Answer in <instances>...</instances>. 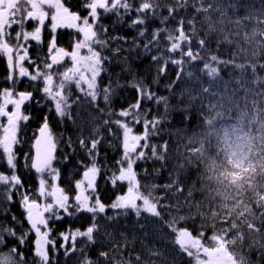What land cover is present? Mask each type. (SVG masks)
I'll list each match as a JSON object with an SVG mask.
<instances>
[{"label":"snow or ice","instance_id":"1","mask_svg":"<svg viewBox=\"0 0 264 264\" xmlns=\"http://www.w3.org/2000/svg\"><path fill=\"white\" fill-rule=\"evenodd\" d=\"M220 3L221 0H173L172 3L167 0L163 3L161 0H80V7L86 13L81 16L71 10L69 0H0V59L6 58L8 75L4 80L10 84L9 87L0 88V164L6 169L0 171V198L7 205L14 202L15 195H19L20 205L29 225L18 233L15 227L19 225L23 228V221L18 217L13 215L11 223L0 221V264H57L61 251L65 257L80 253L79 264H99L101 259L105 264H108L109 260L112 264H176V255L173 253L184 254L189 264H249L245 254V241L251 236L264 237V212H261L260 219L253 215L247 223L244 222L243 212L240 213V219H235L230 210L214 208V200H208L207 206L205 205L204 190L197 189V184H203L204 181L198 175L195 180L180 175L189 169H196V166L206 159V153H209L215 158L210 170L213 173H216L217 169L220 170L215 177L216 184L232 187L228 177L232 176L234 179L236 173L230 172L229 168L238 167L239 162L245 158L243 145L239 143L242 140L239 135L242 124L232 128L233 133L237 134L236 140L228 139V133L225 132L224 139L220 141L224 147L213 153L210 137L215 120L211 116L207 117L209 131L201 133L196 141H188L185 148L186 158L181 157L176 162V174H170L169 182L163 185H142L135 170L138 162L155 159L163 163L166 160L168 143L165 141L157 145L150 141L152 137L159 135V125L168 118L169 97L157 95L143 80L133 77L127 86L136 91L135 103H130L119 112L110 107L116 90L124 85L119 80L111 79L107 65L120 57L121 52L141 47L144 53H149L154 48L158 50L159 54L153 55L152 61H162L157 67L159 76L166 74L169 65H175L178 69L176 81H180L186 67L194 61H203L200 71L207 75L208 84L204 85L197 78L201 83V91L212 93L220 76L221 65H232L234 69H238L241 77L237 83L245 86L248 81L244 80V74L249 65L237 62L244 54V49L238 47L232 58L225 60L217 54L219 41L217 52L210 46V37L219 28V22L211 20L210 16L214 11H219L217 6ZM209 5L211 7H208ZM162 8L167 9L168 15L160 18L161 23L173 18L177 20L176 27L154 29L149 38L148 29H137V26L145 25L150 17H158ZM180 12L185 15H178ZM132 13H135V17L128 27L137 29V34L130 42L132 47L128 48L129 41L126 37H108V29L100 21L102 16L109 14H114L119 21H123L125 16ZM201 13H204L202 21H198ZM220 19L223 20L222 15ZM46 21H50V24L46 25ZM30 22L36 26L28 31L26 25ZM198 23L201 24L199 29ZM46 27L52 34L47 44V53L38 54L37 58L33 59L29 55L30 41H35L42 50V32ZM57 29H72L81 37H74L71 51L57 45ZM201 30L204 31L203 37L199 36ZM162 33L166 45L163 48ZM101 34L104 38H101ZM165 52L168 53L167 56L163 55ZM119 62L117 60V63ZM260 67L264 68V64ZM255 68L253 65L254 74ZM105 75L109 77L107 84H103ZM186 75L192 78L193 72L188 71ZM21 78L42 84V99L51 103L49 111L54 110L61 123L68 121L78 128L79 148L83 151L87 163L77 160V165L83 170L81 178L75 181L74 196H70L58 184L60 170L53 165L58 142L51 131L47 115L34 135L31 145L33 154H24L25 167L34 169L39 174L38 192L31 193L25 189L17 174L19 155L16 148L23 143L21 124L26 125L30 119V115L22 111V106L34 100L31 92L17 91L16 86L22 82ZM176 81L166 86L169 92H172ZM255 83L259 85L262 82L257 79ZM30 86L34 87L35 84ZM183 94V90L178 94L180 102ZM212 94L219 95L218 92ZM35 102L40 104V101ZM100 102L108 109L106 115L109 118L103 120V126L107 128L109 136L119 140L122 150L121 156L115 162V170L108 169L111 174L106 179L114 188L118 183L126 184V192L117 195L109 205L102 202L97 190V180L102 170L99 164L100 145L105 138L101 135L99 125L88 137L84 136L83 128L76 125L81 109H92L104 115L105 108L100 107ZM146 102L163 105L164 115H151L152 109L144 107ZM209 107L210 110L215 109L214 105ZM74 108L77 110L75 115ZM216 115L222 117L223 113L217 112ZM113 116L116 118L112 119ZM138 125L142 127L140 132L136 131ZM260 139L264 140V137ZM67 144L75 152L70 137ZM67 160L68 156L65 155L64 161ZM212 187L209 182L208 188ZM145 188L148 190H143ZM157 189L162 190L161 195L154 194ZM252 190L264 191L259 185ZM235 191L239 193L241 190ZM169 195L173 198L171 202L167 200ZM197 195L201 199H196ZM41 200L43 202H40ZM256 205L258 209L264 208V198H258ZM109 210L112 215H108ZM7 211V208H0V215L6 214ZM129 212L134 213L141 230L145 229L146 223L140 221L148 222L152 218L166 227L169 230L170 243L173 245L172 251L166 254L163 251L150 250V255L156 256V260L145 261L139 253L135 254L134 259H125L123 251L129 242L126 235L121 233L123 242L114 244L112 249L113 252L120 253V259L115 255L110 257L107 251H100L98 259L93 260L87 249L96 244L95 234L100 231V219L111 223L121 216L126 217ZM221 212L224 213L223 218L220 216ZM81 213L91 214V223L85 229L69 227L55 237L51 235L54 228L50 227V222L62 221L65 217H76ZM165 214L169 219L164 220ZM32 235L35 239L32 255L28 259L21 249L27 246ZM105 235L109 240L113 239L111 233L106 231ZM147 235L148 233L144 232L145 238ZM10 239L15 241L11 247L8 246ZM57 240L61 241L59 246ZM78 240L80 247L77 246ZM262 240L264 239L251 240L247 248L255 245L264 253Z\"/></svg>","mask_w":264,"mask_h":264},{"label":"trees","instance_id":"2","mask_svg":"<svg viewBox=\"0 0 264 264\" xmlns=\"http://www.w3.org/2000/svg\"><path fill=\"white\" fill-rule=\"evenodd\" d=\"M136 2V0H133ZM164 0H161L163 3ZM168 3H172L173 0H167ZM69 7L72 11L78 12L81 16H84L86 13L80 7V0H69ZM208 7H211L209 5ZM219 8L218 12H213L210 16V19L213 21L219 22V28L217 31L210 37V46L214 52H217V41H219V47L217 54L225 60L231 59L232 54L237 52L238 45L240 48H243L244 51L249 47L245 45L244 41L239 38L237 35V29L233 27L230 20H235L237 18L247 17L243 21L247 29L256 26L258 28L264 27V0H221V3L217 6ZM168 12L166 8H162L158 17H150L145 25H138L137 29L141 27H146L148 29L147 35L150 38L151 33L154 29L157 28H174L176 27L177 20L169 18V20L161 23V17L167 16ZM178 15H185L184 12H180ZM204 13H201V16L198 17V21H202ZM221 15L225 23L222 25ZM135 17V13H132L128 16H125L123 21H119L118 17L114 14H109L107 16L101 17V23L104 24L108 31L107 36H123L126 37L129 41L127 45L128 48H131V40L137 34V29H132L128 27V24L131 23V20ZM46 25L50 24V21L45 22ZM35 23L30 22L26 25L28 31H31L35 27ZM201 24H197L199 29ZM223 28V32H221ZM229 35L231 39L235 42L229 44L228 42L222 39L223 35ZM14 35V31H13ZM51 32L49 28H45L42 32L43 39V48L37 45L35 41H30L31 47L29 48V55L36 59L38 54L44 55L47 53V44L51 39ZM57 45L63 47L66 50L71 51L73 47L74 37L77 39L79 37L74 31L63 29L57 30L56 33ZM200 37L204 36V31L201 30L199 33ZM101 38H104L101 34ZM259 43H256V42ZM253 44L261 52L260 60L264 61V35H257L254 38ZM163 41V33L161 34V48L165 47ZM193 46L195 47V40L193 41ZM158 50L153 49L149 53H144L142 47L135 49L133 51L121 52L120 57H117L113 60L110 65H107L109 72L111 74V79L113 81L119 80L123 87L116 90L112 102L111 109L115 112H119L123 108H127L130 103H135L136 100V91L133 88L127 86L128 82L135 77L136 79L143 80L153 92L159 96H168L169 97V113L168 118L159 125L160 133L158 136L151 138V143L157 145L163 144L165 141L168 143V152L165 162H160L158 160H150L147 162H138L135 166L137 171L138 178L141 181L142 185L157 184L163 185L164 183L169 182L171 179L170 174L175 175L174 165L178 160H180V145L185 142V137L194 131H197L200 128V124L203 120V114L194 110L191 104L189 103V98L192 95H199L201 92V83L204 85L208 84V77L206 74L201 73L200 69L203 67V61H194L191 65L184 69L182 73V79L176 81L177 67L175 65H169L168 71L166 74L159 76L157 73V67L161 62H153L152 56L157 55ZM167 56L168 53H163ZM203 55V53H202ZM126 57V59H124ZM240 57L237 62L241 63ZM117 60L120 62L117 63ZM255 73L259 75H264V68L260 65L264 63H256ZM27 66V65H26ZM188 71L193 72V77L188 78L186 73ZM8 75L6 69V58L0 59V88L9 87L10 84L4 80V77ZM241 73L238 69H234L232 65L220 66V76L217 80L215 86L213 87L214 92L225 91V89L231 87L232 91H240L243 89L239 88L237 80L240 79ZM199 78V81H197ZM22 82L17 84V91H27L33 94L34 100L26 102L22 106V111L25 114L30 115V119L27 121V124H21V137L23 140L22 145L16 148L18 152V168L17 174L23 182L24 188L28 189L31 193H37L39 187V174L32 171L30 168L25 167L24 154L29 153L31 155V145L34 139V135L37 130L44 122V117L48 116V123L50 125L51 131L58 142V148L55 153L56 160H54V167L60 170V179L58 184L60 187L64 188L70 196H74L76 189L74 187L75 181L81 178L82 168L77 165V160H84L87 163V159L84 156L83 151L79 148L78 144V128L74 127L71 122L65 121L64 123L60 122V119L57 117L55 111H49L51 108V103L47 100L42 99V93L40 91L42 84L39 82H30L27 78H21ZM108 75H105L103 78V84H107ZM253 79V71L249 66L246 73L244 74V80H247L248 83L245 85L247 87H254L251 81ZM174 81L175 87L172 89V92H169L166 87L169 84H172ZM243 83V81H241ZM35 84V86H30ZM103 86V85H102ZM264 87V85H261ZM184 91L182 102L178 100V94L181 91ZM35 101H40L38 105ZM100 107L105 108V114L101 115L98 112H94L92 109H81L80 116L76 119V125L83 128V134L85 137H88L93 133V129L99 125L101 135L105 138L102 144L100 145V157L99 164L101 165V174L97 180V190L102 202L105 205L111 204L116 198L117 195L124 194L126 192V184H120L114 188L106 179L111 173L108 169L115 170L116 160L121 156V148L119 140L114 139L112 136H109L107 128L103 126V120L108 119L106 115L108 109L105 107L103 102H100ZM144 107L151 108V115L163 116L164 115V106H157L153 102H146ZM76 109H73V114L75 115ZM95 117H99L96 119ZM187 117V119H185ZM116 117L113 116L112 119ZM151 118V116H150ZM230 120V116H229ZM115 131V128H114ZM136 131H142L141 126L136 127ZM71 138L75 152L68 147L67 141L68 138ZM159 151V149H158ZM68 156L67 162L64 161V156ZM150 155V151H149ZM30 163V160L28 161ZM106 166V167H105ZM145 169L147 170L145 172ZM0 171H6L3 164H0ZM181 176L190 178V180H195L197 171L196 169H189L186 173H180ZM147 191L148 189H143ZM155 195H161L162 190L157 189L154 193ZM196 199H201L197 195ZM14 202L5 205L3 199L0 198V208H7L8 211L4 215H0V221H8L11 223L12 216L15 215L19 218L20 221H23V228L19 225L15 227V230L19 233L24 229H27L28 223L25 220V215L20 205L19 195L13 197ZM168 201H173V198L169 195L167 197ZM40 202H43L41 200ZM108 215H112V211L109 210ZM143 215V214H142ZM169 219L165 214L164 220ZM91 223V214L81 213L76 217H65L62 221L50 222V227L54 228L52 236H57L60 232H64L69 227L71 229L79 228L81 230L85 229ZM100 231L95 234L96 244L93 245L90 249H87L90 257L93 260L98 259V253L100 251L109 252L110 257L115 255L117 259H120L119 252H113V245L116 243H122L121 233H124L128 240V246L123 251V258L125 259H134L135 254L139 253L143 260H156L157 257L150 255L151 251H163L167 252L172 251L173 245L170 243L169 230L166 227H163L155 218H152L150 221L145 222L141 220L140 223H146L145 229L141 230L139 224L136 222V217L134 213L129 212L125 216L119 217L114 222H107L103 218L100 219ZM191 227V225H189ZM112 234L113 239L109 240L105 235V232ZM209 230V234H210ZM144 232H147V238L144 237ZM35 237L34 235L30 236L27 242V246L21 250L24 252L26 258L30 259L32 255V245ZM143 241V243H142ZM14 240H9L8 246L11 247L14 244ZM61 243L60 240H57V246ZM250 240L245 241V254L250 262V264H264V253L261 252V249L253 245L251 248H247V245L250 244ZM264 243V240L261 241ZM77 246L80 247V241L78 240ZM131 253V256H129ZM80 253H73L72 255L65 257L63 251H61L57 258V264H79ZM176 264H189L188 258L184 254H176ZM171 260V256H169ZM99 264H105L101 259ZM108 264H112L109 260Z\"/></svg>","mask_w":264,"mask_h":264},{"label":"clouds","instance_id":"3","mask_svg":"<svg viewBox=\"0 0 264 264\" xmlns=\"http://www.w3.org/2000/svg\"><path fill=\"white\" fill-rule=\"evenodd\" d=\"M245 19L247 17L237 18L229 22L237 29V35L244 41L245 45H249L240 57H243L241 63L252 68L253 65L256 66L253 61L264 63L260 60L261 52L253 44L257 35H264V29L256 26L247 29L243 23ZM220 23L223 25L225 21ZM221 32H223V28H221ZM222 39L229 44L235 42L227 34L223 35ZM257 79L262 83L257 85L255 83ZM251 83L254 87L239 84V88L243 89L242 92H233L229 87L228 91H220L219 95L212 94L215 93L212 90V93L201 91L199 95L190 96L189 103L194 110L203 114V120L197 131L191 132L185 137V142L180 145L179 153L180 157L186 158L185 148L188 141H196L200 138L201 133L209 131L206 120L209 116L215 120V126L211 130L212 135L210 137L213 153L218 148L224 147L220 141L224 139L225 132L228 133V139L236 140L237 134L233 133L232 128L234 125L242 124V131L239 133L242 140L239 143L243 145L245 158L239 162L238 167L230 166L229 168L230 172L236 173L234 179L232 176L228 177L232 182V187L216 184L215 177L220 170L217 169L216 173L210 170L212 163L215 162L213 154L206 153V159L201 165H197L196 169L198 170L197 175L204 181L203 184H197V189L204 190L205 205L207 206L208 200H214V208L230 210V214L235 219H240V213L243 212L245 223L249 222L253 215L256 219H260L261 212H264V208L258 209L256 205L258 198H264V191L252 190L256 185L264 189V179H262L264 177V140L260 139L264 137V87H261L264 85V75L253 73ZM210 105H214L215 109L210 110ZM217 112H222L223 116L217 117ZM209 182L213 185L211 189L208 188ZM235 189L241 191L237 193ZM215 197H219V199H215ZM220 216L223 218L224 213L221 212ZM245 231L247 230L245 229ZM261 239L264 237L251 236L247 238L250 241Z\"/></svg>","mask_w":264,"mask_h":264},{"label":"rangeland","instance_id":"4","mask_svg":"<svg viewBox=\"0 0 264 264\" xmlns=\"http://www.w3.org/2000/svg\"><path fill=\"white\" fill-rule=\"evenodd\" d=\"M261 29H264V27H262ZM68 30H72V29H68ZM72 31H74V30H72ZM11 107V106H10Z\"/></svg>","mask_w":264,"mask_h":264},{"label":"water","instance_id":"5","mask_svg":"<svg viewBox=\"0 0 264 264\" xmlns=\"http://www.w3.org/2000/svg\"><path fill=\"white\" fill-rule=\"evenodd\" d=\"M37 134V133H36ZM33 142H34V140H33ZM32 154H33V150H32ZM34 172H35V170L34 169H32Z\"/></svg>","mask_w":264,"mask_h":264}]
</instances>
